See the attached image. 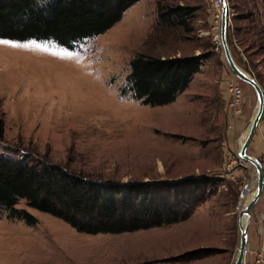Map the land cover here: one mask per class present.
<instances>
[{
  "label": "rangeland",
  "instance_id": "1",
  "mask_svg": "<svg viewBox=\"0 0 264 264\" xmlns=\"http://www.w3.org/2000/svg\"><path fill=\"white\" fill-rule=\"evenodd\" d=\"M228 3L232 55L264 89V1ZM160 4L189 6L187 25L158 24ZM219 17L215 0H140L111 29L73 50L47 41L0 43V153L126 182L209 176L215 183L188 220L136 232L86 234L32 208L33 225L0 214V264L226 263L238 247L244 202L237 191L245 180L229 176L223 142L232 114L245 117V130L257 95L226 61ZM140 53L209 57L175 102L150 106L121 94ZM234 77L244 91L238 113L229 104ZM199 248L216 252L179 259Z\"/></svg>",
  "mask_w": 264,
  "mask_h": 264
},
{
  "label": "trees",
  "instance_id": "2",
  "mask_svg": "<svg viewBox=\"0 0 264 264\" xmlns=\"http://www.w3.org/2000/svg\"><path fill=\"white\" fill-rule=\"evenodd\" d=\"M140 0H0V39L47 41L75 49L121 21ZM264 1V0H262ZM189 6L159 5L158 24L186 26ZM206 54L150 55L130 61L121 87L145 105L176 101L202 69ZM3 125L0 124V137ZM209 176L122 181L71 170L48 160L0 153V214L37 222L30 210L50 214L86 234H120L188 220L214 193ZM213 248L188 251L180 260L214 254Z\"/></svg>",
  "mask_w": 264,
  "mask_h": 264
},
{
  "label": "crops",
  "instance_id": "3",
  "mask_svg": "<svg viewBox=\"0 0 264 264\" xmlns=\"http://www.w3.org/2000/svg\"><path fill=\"white\" fill-rule=\"evenodd\" d=\"M193 82V81H192ZM233 113V112H232ZM264 115V114H263ZM234 116V117H233ZM232 120V129L229 128L226 130V135L228 141H224L223 148L228 150V174L231 178L241 180H249L252 184L256 185V168L250 162H245L241 160L238 156V151L240 149L243 137L245 134V117L238 115H231ZM263 117V116H262ZM262 120V119H261ZM244 132L242 133V131ZM242 133L239 136L237 134ZM248 154L256 157L264 166V121L260 122L256 134L248 147ZM255 190V189H254ZM240 190L237 191V195ZM254 193H252L246 199H242V204L248 202ZM239 199V198H238ZM239 205L240 202H239ZM193 216V215H192ZM237 239L240 242V229L237 235ZM238 241V240H237ZM238 242V245H239ZM236 245V244H235ZM237 246H234L231 257L226 259V263L222 264H234V259L236 255ZM264 255V192L257 200L255 206L253 207L249 218H248V243L246 256L244 258L243 264H253L257 255ZM222 262V261H221Z\"/></svg>",
  "mask_w": 264,
  "mask_h": 264
},
{
  "label": "water",
  "instance_id": "4",
  "mask_svg": "<svg viewBox=\"0 0 264 264\" xmlns=\"http://www.w3.org/2000/svg\"><path fill=\"white\" fill-rule=\"evenodd\" d=\"M221 4H222V10H221L220 39H221L224 56L231 70L234 72V74L239 79L249 83L254 88L257 95V105H256L255 113L246 127V128L249 127L247 137L244 139L238 151V156L241 160L245 162H250L256 168V185H255L254 194L248 202L241 205L238 213L240 242L237 247L234 264H243L244 258L246 256L247 243H248V218L257 200L264 192V166L256 157H253L252 155L248 154V147L251 144L256 134V131L264 114V89L260 84V82L257 80V78L250 72L244 70L234 59L228 43L230 7L228 0H221Z\"/></svg>",
  "mask_w": 264,
  "mask_h": 264
},
{
  "label": "built area",
  "instance_id": "5",
  "mask_svg": "<svg viewBox=\"0 0 264 264\" xmlns=\"http://www.w3.org/2000/svg\"><path fill=\"white\" fill-rule=\"evenodd\" d=\"M215 4L218 7V11L220 13L219 18L221 19V10H222L221 0H215ZM238 82H239L238 79H236L235 77L230 78L228 80V89L230 92L229 104L231 109H233L236 113L240 111V106L244 98L243 88L240 86ZM254 189H255L254 185L252 184L251 181L249 180L245 181L239 192V199L240 200L246 199L254 192ZM253 264H264V255L263 254L257 255Z\"/></svg>",
  "mask_w": 264,
  "mask_h": 264
},
{
  "label": "snow or ice",
  "instance_id": "6",
  "mask_svg": "<svg viewBox=\"0 0 264 264\" xmlns=\"http://www.w3.org/2000/svg\"><path fill=\"white\" fill-rule=\"evenodd\" d=\"M0 43L8 44V43H10V41L0 39ZM12 46H13V47H25V48L30 47L29 44H13ZM37 46H38V45H37Z\"/></svg>",
  "mask_w": 264,
  "mask_h": 264
},
{
  "label": "bare ground",
  "instance_id": "7",
  "mask_svg": "<svg viewBox=\"0 0 264 264\" xmlns=\"http://www.w3.org/2000/svg\"><path fill=\"white\" fill-rule=\"evenodd\" d=\"M248 131H249V127L246 128V130H245V134H244V137H243V141H244V139L247 137ZM243 141H242V143H243ZM242 143H241V145H242ZM254 191H255V190H254ZM253 193H254V192H253Z\"/></svg>",
  "mask_w": 264,
  "mask_h": 264
}]
</instances>
